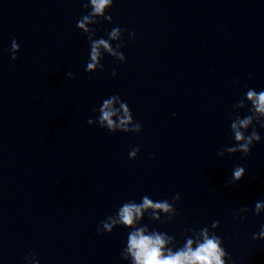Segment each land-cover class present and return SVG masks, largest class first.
<instances>
[{
	"label": "water",
	"instance_id": "water-1",
	"mask_svg": "<svg viewBox=\"0 0 264 264\" xmlns=\"http://www.w3.org/2000/svg\"><path fill=\"white\" fill-rule=\"evenodd\" d=\"M83 2L0 0V264H24L32 252L41 264H128L127 230L101 236L97 227L125 201L177 192L173 223H144L180 241L186 227L219 220L237 264H264V242L252 240L264 216L233 218L264 199V142L248 157L217 156L233 143L236 102L247 87L264 89V0H115L114 23L97 35L120 25L113 46L124 44L127 63L105 56L91 75L76 28ZM117 92L143 124L139 135L88 125L92 108ZM238 164L245 177L226 186Z\"/></svg>",
	"mask_w": 264,
	"mask_h": 264
},
{
	"label": "clouds",
	"instance_id": "clouds-1",
	"mask_svg": "<svg viewBox=\"0 0 264 264\" xmlns=\"http://www.w3.org/2000/svg\"><path fill=\"white\" fill-rule=\"evenodd\" d=\"M115 0H84V9L77 19L76 28L84 34L89 45L88 61L85 72L89 75L104 70V58L110 56L119 64L127 63V56L123 51L124 44L119 42L122 38V27L115 25L107 29L106 36H98L97 28L107 20L114 23L109 10L114 6ZM131 39L136 38L134 31L123 28ZM21 48L14 38L9 49L12 60L18 59ZM112 77L118 76L116 68L112 69ZM249 74V79H251ZM67 80H74L72 71L66 73ZM233 84L239 85V80ZM244 98L236 102L242 109L230 120V134L233 143L224 145L217 152L218 157L229 154H241L248 157L256 144L264 142L260 130L264 129V89L247 87ZM94 116L89 117V126H98L109 133L139 135L143 131V124L135 118L129 103L117 92L103 98L98 106L92 108ZM243 113V114H242ZM174 115H176L174 113ZM141 152V146L135 145L129 151V159L135 161ZM246 175L243 165H236L231 172V178L226 184L239 183ZM181 201V194L177 192L171 199L165 197L153 199L144 195L140 202L128 200L119 205L117 211L102 221L103 230L97 227V235L112 234L117 228L127 230L126 245L122 249V259L128 264H237L236 259L227 251L225 241L220 235L221 224L213 220L202 227H186L180 241L167 231L144 223L145 217L159 222L158 224L173 223L179 215L176 205ZM249 215L264 216V199L255 201L254 208L242 206L233 212L237 221L246 220ZM255 242H264V225L258 232L252 234ZM24 264H41L37 253L32 252L23 258Z\"/></svg>",
	"mask_w": 264,
	"mask_h": 264
}]
</instances>
